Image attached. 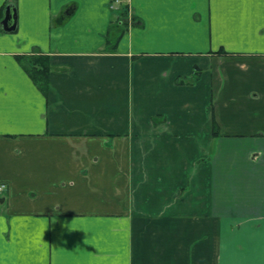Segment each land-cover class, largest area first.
I'll use <instances>...</instances> for the list:
<instances>
[{"label": "crops", "instance_id": "crops-1", "mask_svg": "<svg viewBox=\"0 0 264 264\" xmlns=\"http://www.w3.org/2000/svg\"><path fill=\"white\" fill-rule=\"evenodd\" d=\"M0 182V264H264V0H0Z\"/></svg>", "mask_w": 264, "mask_h": 264}, {"label": "trees", "instance_id": "trees-1", "mask_svg": "<svg viewBox=\"0 0 264 264\" xmlns=\"http://www.w3.org/2000/svg\"><path fill=\"white\" fill-rule=\"evenodd\" d=\"M25 67L33 79L38 80L37 76L39 73L48 71V62L45 58L41 59L40 57H29V60L25 63Z\"/></svg>", "mask_w": 264, "mask_h": 264}, {"label": "water", "instance_id": "water-1", "mask_svg": "<svg viewBox=\"0 0 264 264\" xmlns=\"http://www.w3.org/2000/svg\"><path fill=\"white\" fill-rule=\"evenodd\" d=\"M3 29L6 31L13 30L16 25V13L15 8L11 5L6 7L5 17L2 21Z\"/></svg>", "mask_w": 264, "mask_h": 264}, {"label": "built area", "instance_id": "built-area-1", "mask_svg": "<svg viewBox=\"0 0 264 264\" xmlns=\"http://www.w3.org/2000/svg\"><path fill=\"white\" fill-rule=\"evenodd\" d=\"M4 188V185H0V191Z\"/></svg>", "mask_w": 264, "mask_h": 264}, {"label": "rangeland", "instance_id": "rangeland-1", "mask_svg": "<svg viewBox=\"0 0 264 264\" xmlns=\"http://www.w3.org/2000/svg\"><path fill=\"white\" fill-rule=\"evenodd\" d=\"M8 5H6V7H7ZM6 7H5V11H6Z\"/></svg>", "mask_w": 264, "mask_h": 264}]
</instances>
